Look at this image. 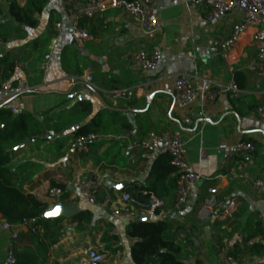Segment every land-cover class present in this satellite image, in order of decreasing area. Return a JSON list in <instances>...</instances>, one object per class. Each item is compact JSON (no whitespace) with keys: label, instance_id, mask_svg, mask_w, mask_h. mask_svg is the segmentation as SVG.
Masks as SVG:
<instances>
[{"label":"crops","instance_id":"crops-1","mask_svg":"<svg viewBox=\"0 0 264 264\" xmlns=\"http://www.w3.org/2000/svg\"><path fill=\"white\" fill-rule=\"evenodd\" d=\"M9 1L0 0V24L14 31L19 25L8 14ZM16 1L23 5L27 0ZM153 2L158 8L157 29L150 34L118 10L108 8L101 16L80 20L89 37L78 48L69 34L72 0H47L37 16L38 25L27 29L25 37L13 34L0 42V54L14 58L29 87L0 108L12 117L29 115L34 120L31 124L37 122L36 128L41 129L5 150L10 178L24 193L49 205L45 216L51 222L54 218L48 213L57 204H75L78 211L73 218H58L60 235L48 246L42 264H92L89 250L107 252L101 264H132L130 246L137 239L126 234L128 224L114 217L111 205L103 200L147 187L152 164L164 151L148 155L139 142L149 132L167 127L180 135L189 167L200 177L185 206L179 210L172 207L175 184L161 196L168 213L150 220H164L171 226L180 246L178 257L187 264H228L229 257L264 264V225L260 222L264 193L250 189L252 180L264 178V121L254 112L264 103V78L248 69L255 57L249 38L254 28L250 27L223 58L213 53V47L219 37L230 34L232 25L242 17L240 11L208 18L206 9L194 5L193 0ZM152 48L161 50L162 61L155 71H143L132 56L140 49ZM49 50L53 60L43 74L40 64ZM182 72L190 73L196 87L219 88L234 81L238 91H221L207 106L197 100L179 110L174 105L172 83ZM81 81L92 90L79 84ZM116 88L129 89L133 95L114 99L111 91ZM82 101L90 104V112L81 111ZM13 107L21 112L13 113ZM84 126L92 128L96 139L86 152H76L70 142ZM50 130L55 135L49 136ZM239 140L252 142L254 152L242 168V176L232 178L228 175L231 164L223 160L228 147ZM86 178L101 182L96 204H90L75 186ZM52 184L63 185L60 196H49V189L56 187ZM210 195L217 200H235L233 215L223 220L212 216L198 220L197 212ZM78 214L89 220L78 225ZM33 232L30 222L9 229L0 223V264L10 243L16 248L32 247ZM106 233L117 239L104 240Z\"/></svg>","mask_w":264,"mask_h":264},{"label":"built area","instance_id":"built-area-1","mask_svg":"<svg viewBox=\"0 0 264 264\" xmlns=\"http://www.w3.org/2000/svg\"><path fill=\"white\" fill-rule=\"evenodd\" d=\"M196 6H202L207 11L208 18H216L232 10L241 12V19L234 23L231 32L226 37H219L213 47V53L226 58L232 48L240 42L242 36L252 27L254 31L250 34V42L255 46V57L248 64V69L264 78V0H193ZM74 8L72 23L69 34L74 44L80 48L84 40L88 39V32L79 26L82 18L101 16L108 8H113L122 13L123 17L137 23L146 34L156 31V21L158 8L153 0H72ZM56 43V38L52 39V44ZM135 65L143 71H155L162 61V53L159 48L151 50L140 49L132 56ZM53 56L49 50L40 64V70L46 74L50 70ZM89 78H86L88 81ZM29 87L25 80L23 71L15 66L13 73L9 77L0 78V106L5 104L11 98L27 92ZM221 91H238L237 84L232 81L227 86L219 88L196 87L193 78L188 72H182L173 78L172 92L174 105L179 110H185L194 104L197 100L204 106L212 103ZM114 99L130 98L133 93L129 89L116 88L111 91ZM13 113H20V108L13 107ZM257 117L264 121V103L255 108ZM49 136L55 135L50 130ZM96 139L94 133L74 136L70 142V148L76 152H86L88 144ZM142 150L153 155L164 151L169 154L171 164L177 172L175 196L172 207L175 210L181 209L188 202L189 194L194 183L199 179V174L192 171L189 167L188 154L185 143L180 135L172 128L167 127L160 132H149L139 142ZM254 152V144L250 141L239 140L228 147L224 164H231L228 175L232 178L242 176V168L246 167ZM82 197L90 204L97 203V196L101 189V182L97 179L86 178L75 184ZM250 189L253 192L264 193V178L254 179L250 182ZM63 190L58 187L49 189L50 197H58ZM143 194H147L143 192ZM111 205V213L119 219L132 221L140 220L142 216L150 218L157 215H166L168 213L167 204L164 198L148 194L144 200H138L131 197L128 193L122 192L118 196H108L103 200ZM237 207L235 200H217L215 196L210 195L202 203V207L197 212V219L217 218L223 220L233 215ZM260 222L264 225V216H261ZM1 227L9 229L10 224L0 217ZM90 262L102 263L103 256L95 250L88 251ZM228 264H249L248 259H234L229 257ZM1 264H16L13 244L10 243L6 249L5 257Z\"/></svg>","mask_w":264,"mask_h":264},{"label":"trees","instance_id":"trees-1","mask_svg":"<svg viewBox=\"0 0 264 264\" xmlns=\"http://www.w3.org/2000/svg\"><path fill=\"white\" fill-rule=\"evenodd\" d=\"M46 2L47 0H27L25 4L20 5L16 0H10L8 14L19 26L12 31L9 26L0 24V42H6L13 34L19 38L25 37L27 29H33L38 25L37 16L42 13ZM14 68V58L9 53L0 54V78L11 76ZM80 109L86 114L90 112L91 106L82 101ZM6 121L9 123L5 124ZM31 121L34 120L29 115L12 117L8 110L0 108V217L10 225L30 222L34 231L31 234L32 247L16 248L13 245L16 264H42V261L47 259L48 246L57 241L61 227L58 218L51 222V219L45 216L49 208L47 203L38 200L32 194L24 193L10 178L5 150L13 148L26 137L40 133L41 129L36 128L37 122L31 124ZM92 131V128L84 126L75 132V136L93 133ZM150 176L152 179L147 187L125 192L138 200H144L150 193L160 198L163 194H168L170 187H175L177 178L176 169L171 164L168 153L163 152L157 156L152 164ZM52 185L64 190L61 184ZM143 192L147 194L144 195ZM88 220L89 218L81 214L76 217L78 225ZM126 234L137 239L130 246L132 264H187L178 257L180 246L171 234V226L164 220L130 221ZM103 239L116 240L117 237L106 233Z\"/></svg>","mask_w":264,"mask_h":264},{"label":"water","instance_id":"water-1","mask_svg":"<svg viewBox=\"0 0 264 264\" xmlns=\"http://www.w3.org/2000/svg\"><path fill=\"white\" fill-rule=\"evenodd\" d=\"M79 84L85 86L89 90H92L91 87L87 83H84L81 81L79 82ZM79 99H81V97H79ZM24 143H28V140H26ZM119 189H121V187ZM77 212L78 211H77V207L75 204H57L53 208V210L48 213V215L53 218L61 217V218L69 219V218L75 217ZM140 220L147 221V220H150V217L142 216ZM122 221L126 224H128L129 222L127 219H122ZM205 230L208 231V228H206ZM93 264H101V263H93Z\"/></svg>","mask_w":264,"mask_h":264},{"label":"rangeland","instance_id":"rangeland-1","mask_svg":"<svg viewBox=\"0 0 264 264\" xmlns=\"http://www.w3.org/2000/svg\"><path fill=\"white\" fill-rule=\"evenodd\" d=\"M102 256H103V261L107 258V252H102V253H100Z\"/></svg>","mask_w":264,"mask_h":264}]
</instances>
